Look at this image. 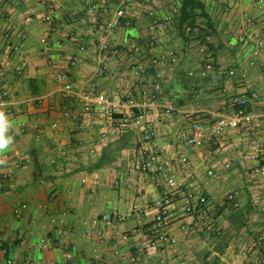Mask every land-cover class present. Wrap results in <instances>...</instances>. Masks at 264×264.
I'll list each match as a JSON object with an SVG mask.
<instances>
[{"label": "crops", "instance_id": "crops-1", "mask_svg": "<svg viewBox=\"0 0 264 264\" xmlns=\"http://www.w3.org/2000/svg\"><path fill=\"white\" fill-rule=\"evenodd\" d=\"M90 1L103 7L107 0H0V91L8 92L15 136L8 163L0 166V262L264 264V244H258L264 235V45L255 57L254 44L240 41L247 24L264 39L259 0H204L215 28L214 66L205 76L199 44L184 42L174 23L181 0H117L98 16L89 12ZM49 8L51 22L43 19ZM117 8L126 16L119 18ZM170 48L176 61L155 64ZM139 62L147 65L141 77L134 71ZM61 72L66 80L57 77ZM159 73V98L143 99V87ZM93 86L135 100L156 136L145 141L139 128L120 123V114H99L91 125L74 117ZM236 95L252 100L253 122L241 119L225 140L180 148L193 122L210 132L220 115L232 117ZM151 152L159 162L142 171ZM172 176L207 196L213 229L185 210V188H171ZM167 197V230L176 240L151 247L157 202ZM105 213L111 225L93 223ZM214 230L222 233L220 243Z\"/></svg>", "mask_w": 264, "mask_h": 264}, {"label": "built area", "instance_id": "built-area-1", "mask_svg": "<svg viewBox=\"0 0 264 264\" xmlns=\"http://www.w3.org/2000/svg\"><path fill=\"white\" fill-rule=\"evenodd\" d=\"M47 1V0H46ZM138 0H125L127 5H130ZM110 6L108 3L102 7L97 6L96 4H91L89 7V12L93 15H102L109 12ZM259 7L262 12H264V0H259ZM116 15L120 17L126 16V10L123 8H117ZM43 19L49 22L53 19L52 13H46ZM107 29H112V23L108 21L106 23ZM246 31L240 36V41L244 43H248L251 45V42L254 44V56L258 57L260 54V49L264 45V39L261 34V31L253 28L252 25L247 24L245 26ZM198 29L195 31L197 32ZM45 43H47L46 39H43ZM197 43L200 47V53L204 55V63L203 69L201 70V75L205 76L214 66V58L210 52V34L207 32L201 33L200 31L197 33L196 38ZM105 48L107 45L104 46ZM15 50L19 49V46L13 47ZM176 50L168 49L166 52H161L158 57H156L153 61L155 64L160 63L161 61H167L171 59L172 61H176ZM147 65L139 62L135 65L134 71L137 75L141 77V75L146 71ZM234 69L229 71L230 74H234ZM190 75H193L194 72L190 71ZM57 77L60 80H66V73H58ZM162 75L158 74V79L152 84V86L143 87L141 94L143 99H147L150 101L157 100L159 95L162 93L163 85H162ZM72 83L67 81L65 84V89L68 91L71 89ZM87 96L91 98L88 102H86L82 108L74 114L76 118H82L83 121L87 125H91L96 117L100 115L113 117L116 114H120L118 120L124 126L136 127L139 128L140 132H142L143 139L149 140L156 136L157 131L154 127L153 120H147L145 112L142 110L141 112H137L136 109L138 104L135 103V100L131 99L128 103L124 102V97L116 93L114 95H109L105 93H97L95 87L93 86L91 89L87 91ZM8 95L7 90L2 89L0 91V101L4 102V97ZM231 105L234 110V115L232 117H227L225 115H220L219 118L214 122L212 129L210 132L205 131L202 124L199 121L193 122L190 132L183 133L181 139L179 140V146L182 150L190 147H203L208 141L212 139L217 140H225V133L229 128L240 129L241 128V119H244L246 123H251L254 120L252 116V111L254 110V104L252 100H250L246 96L236 95L231 100ZM5 111L9 114L11 111L7 107H5ZM172 108L167 107L165 109L166 114H171ZM254 126H252L253 128ZM205 157H209V153L205 154ZM180 161L185 165H190L189 158L186 154L181 153ZM159 162V156L151 152L148 158L141 162L140 169L142 171H148L156 168L157 163ZM212 173V171H210ZM168 185L176 190H180L185 188L184 196L185 200V210L191 214L193 217L198 214V216L203 220L204 223L207 224L208 229H213L215 226V221L210 214L209 209V199L204 193L196 192L190 187H187L184 183L177 181L174 176L168 179ZM170 201V197H167L165 202L158 201L157 205L161 207V210L154 218V224L152 227V236L149 240L151 247L159 246V243L162 241L175 242V238L170 237L169 231L167 230V222H166V210L165 204ZM105 223L108 225L112 224V217L110 214L105 213L100 217H97L93 220L94 224ZM258 244L263 246L264 244V235L258 237ZM0 264H13V260L11 258L3 259ZM32 264V263H30ZM263 264V263H261Z\"/></svg>", "mask_w": 264, "mask_h": 264}, {"label": "trees", "instance_id": "trees-1", "mask_svg": "<svg viewBox=\"0 0 264 264\" xmlns=\"http://www.w3.org/2000/svg\"><path fill=\"white\" fill-rule=\"evenodd\" d=\"M174 23L178 30V34L182 37L184 42L196 40L199 31L209 34L215 31L204 0H181L179 13L175 16ZM196 29H198L197 32L195 31ZM104 160L105 158H102L101 162ZM101 164L102 163H99L97 166H101ZM210 233L216 242L220 243L222 241L221 232H216L214 230Z\"/></svg>", "mask_w": 264, "mask_h": 264}, {"label": "clouds", "instance_id": "clouds-1", "mask_svg": "<svg viewBox=\"0 0 264 264\" xmlns=\"http://www.w3.org/2000/svg\"><path fill=\"white\" fill-rule=\"evenodd\" d=\"M5 107V102L0 101V166L8 163L5 158L6 153L15 141V136L12 134L13 124L8 118Z\"/></svg>", "mask_w": 264, "mask_h": 264}, {"label": "rangeland", "instance_id": "rangeland-1", "mask_svg": "<svg viewBox=\"0 0 264 264\" xmlns=\"http://www.w3.org/2000/svg\"><path fill=\"white\" fill-rule=\"evenodd\" d=\"M109 1V2H108ZM116 1L117 0H107L106 2H108V4H112L113 6H115L116 4ZM141 1H143V0H138V1H135L133 4H139ZM47 2H48V0H47ZM103 2V1H102ZM94 3H99L98 1H94V2H92V1H90V3L89 4H87V5H91V4H94ZM103 3H105V2H103ZM126 4V3H125ZM54 8H49V12H47V13H52V16H53V12H54V10H53ZM53 19H51L49 22H51Z\"/></svg>", "mask_w": 264, "mask_h": 264}]
</instances>
